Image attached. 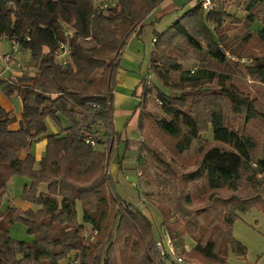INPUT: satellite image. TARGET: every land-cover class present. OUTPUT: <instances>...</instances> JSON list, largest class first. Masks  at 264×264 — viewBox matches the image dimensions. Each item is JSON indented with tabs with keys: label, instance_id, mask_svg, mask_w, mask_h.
<instances>
[{
	"label": "trees",
	"instance_id": "1",
	"mask_svg": "<svg viewBox=\"0 0 264 264\" xmlns=\"http://www.w3.org/2000/svg\"><path fill=\"white\" fill-rule=\"evenodd\" d=\"M163 1L0 0V44L15 38L28 57L20 78L0 80L2 93L23 104L15 130L12 113L0 106V264H174L161 261L151 222L108 188V157L100 148L114 135L111 92L122 51ZM212 5L210 12L196 5L165 31L154 32L148 74L167 93L146 88L143 80L138 129L149 120L172 158L212 134L214 146L183 178L204 180L213 219L206 225L174 221L166 234L191 237L195 245L187 257L198 264H229V251L238 258L246 254L232 236L234 223L250 209L264 213V112L222 71L234 69L226 54L247 58L246 75L264 83V55L251 53L252 44L257 53L264 49V0H212ZM228 6L245 12L242 21ZM255 24L261 30L253 31ZM60 43L71 50L66 68L53 57ZM185 49L202 56L201 66L174 79ZM147 100H156L159 111L148 109ZM50 122L57 134L49 133ZM88 137L94 147L86 144ZM40 141L46 146L37 165L32 148ZM13 177L29 180L20 196L32 206L27 211L2 209ZM242 187L254 193L243 198L215 193ZM14 224L23 225L32 241L12 239ZM116 242L118 257L111 255Z\"/></svg>",
	"mask_w": 264,
	"mask_h": 264
},
{
	"label": "rangeland",
	"instance_id": "2",
	"mask_svg": "<svg viewBox=\"0 0 264 264\" xmlns=\"http://www.w3.org/2000/svg\"><path fill=\"white\" fill-rule=\"evenodd\" d=\"M171 1L179 6L178 10L163 15L160 19H155L154 16L147 19L144 22L139 39L135 42V44L140 46L141 49L144 47V53L141 57L143 58L144 55L145 61H141V57H138V64L136 67L138 74L140 72V79H145L147 76L144 67L146 61L149 63L150 60L154 32L161 33L165 31L177 19L193 9L198 2V0ZM227 12L230 15H233L238 21H242L245 15L243 10L236 9L232 6H228ZM233 28L234 30L229 31L230 35H232L239 26L235 25ZM252 30L259 31L261 30V26L255 24L252 26ZM253 45L254 44L251 45L252 54L264 55V49L262 54L257 53L253 50ZM6 49L7 44L4 42L1 43V54H3ZM129 52L132 51L129 50ZM129 52H127L128 55L130 54ZM238 53L242 54L244 52L238 49ZM229 57L238 60H248L247 58H237L235 55H230ZM201 59V55L185 49L180 56L181 71L173 74L172 77L178 79L180 73L196 71L201 66ZM228 61L233 65L234 69L222 72L232 78L233 84L238 91L250 100H254L257 106L264 112V83H255L250 80L244 71V67L247 65H243L240 62L234 64L229 58ZM140 62H143L141 71ZM209 69L218 72L213 67H209ZM148 75L151 76L153 82L149 88L150 90H153L152 88L156 86L163 92H166L161 88L159 83L154 80L152 74ZM9 78L11 79L10 76ZM15 79L17 80L18 76ZM10 99L11 105L15 109L12 114L16 116L17 112L20 114L21 100L16 96H12ZM147 108L151 111L157 112L159 111L160 106L156 100L155 102L147 100ZM47 127L51 130L53 124L50 122ZM96 132H98L97 134L99 135L101 130H96ZM155 136L156 130L154 129V126H152L150 121L146 119L143 129L140 131L139 146L141 145V151L139 153L140 160L139 162L137 161V170L135 161L131 160L133 155H137V152L133 149L126 150L124 146H122L118 151V155L119 158H122L124 154H127L125 157L128 159H124L122 166V168L126 170L125 174L121 171L118 172L117 177L119 181L117 183L113 182V179L109 174L111 172L110 166L117 157L114 158L112 155L110 160L107 158L104 177L106 181L108 180V182H111L107 185L109 189H114V191L122 197L125 202L130 203L151 222L154 239L159 241L162 239L163 234L166 233V228L174 221H179L181 223L189 221L196 222L200 225H206L213 219V212L212 210H208L207 205V200L211 192L207 191L204 180L188 183L184 180L183 176L197 169L198 162L203 152H205L210 146H214V143L211 142L212 134H205L202 136L201 141L193 142L189 150L182 155H179L177 158H172L171 153L164 148L160 138ZM112 144V141L106 144V156L109 155ZM32 151L34 154H37L36 151ZM158 157L165 163L160 162ZM136 171H139L141 174L139 178L136 175ZM28 184L29 180L27 178H11L7 184L8 192L3 200L2 209L7 208L9 205L15 206V203L20 201L24 185ZM43 190L44 188L42 191ZM215 193L221 197L236 196L243 198L251 196L254 191L249 187H242L236 192L222 190ZM190 212L193 214H190ZM78 220H81L80 209ZM231 232L233 238L245 248L246 254L245 257L238 258L229 251L227 257V262L229 264H264V213L253 208L246 213L241 214L239 219L234 223ZM10 236L16 241L27 243L32 241V238L27 235L26 228L21 224H14L11 226ZM171 241L174 244L179 257L184 262L187 264H198L195 259H189L187 257L190 249L195 245L191 237L180 236V233L176 232ZM119 248L120 244L116 242L111 255L118 257ZM154 263H156V261ZM167 263H172V261Z\"/></svg>",
	"mask_w": 264,
	"mask_h": 264
},
{
	"label": "crops",
	"instance_id": "3",
	"mask_svg": "<svg viewBox=\"0 0 264 264\" xmlns=\"http://www.w3.org/2000/svg\"><path fill=\"white\" fill-rule=\"evenodd\" d=\"M179 6L173 3L171 0H164L159 4V6L154 9L150 15L146 17V20L155 17V19L162 18L163 15L172 13L173 11L178 10ZM140 35L138 36L136 32L132 33L130 35V38L125 46V48L122 51V58L120 62V68L117 72L114 86L111 92V116H112V130H113V137L111 145V149L109 151V155L107 156L110 160L112 155L117 157L110 166V176L113 179V182H118L117 174L118 172H122L125 174V169L122 168L124 159H128L125 156L127 154H124L122 158H119L118 151L119 149L124 146L126 150L133 149L137 152V155H133V158L131 160L135 161V166L137 170V161L139 162V151L138 147L139 144H136V146L132 148H126L125 143L127 142H134L139 143L140 141V131L138 129V116H139V110L138 105L140 103L139 96L142 92V82L144 78H139L140 72L136 71V67L138 64V57H141V55L144 53V47L141 49L140 46L135 44L137 40L139 39ZM3 43V42H2ZM6 43V42H4ZM7 44V43H6ZM8 48V44H7ZM131 50L132 52H129ZM151 50H152V44H151ZM7 49L5 50V52ZM3 52V54L5 53ZM127 52L130 54L128 55ZM25 60H28L27 55H24ZM141 57V61L144 60ZM150 59V58H149ZM143 62H140V71L143 66ZM148 66L149 63L146 61V65L144 67V70H146V73L148 75ZM5 76H11L9 73H6ZM17 77V76H15ZM146 78V77H145ZM12 97V96H11ZM10 96H5L2 93L1 87H0V106L7 112H13L15 111L14 107L11 105V98ZM23 110V104L21 103V109L20 114L17 112L16 116H13L15 119V122L11 126L12 130L17 129L18 122L20 120V115ZM19 114V115H18ZM50 134H57L58 131L56 128L52 127L51 130H49ZM45 141H40L37 143L32 150L36 151L37 154L33 155L36 159L37 165L38 162L42 159V157L45 154ZM101 149L106 148V144H103L100 146ZM139 171H136V175L138 176ZM16 208L21 209L22 211H27L32 208V206L28 203H23L21 201L16 202L15 206Z\"/></svg>",
	"mask_w": 264,
	"mask_h": 264
},
{
	"label": "built area",
	"instance_id": "4",
	"mask_svg": "<svg viewBox=\"0 0 264 264\" xmlns=\"http://www.w3.org/2000/svg\"><path fill=\"white\" fill-rule=\"evenodd\" d=\"M196 5L201 7L205 12H210L213 7L212 0H198ZM106 6L107 5H104L103 7L106 8ZM66 34L70 35V33L68 32ZM26 40L29 41L28 38H26ZM2 42H6L8 44V48L0 58V80H7L5 78L6 73H9L12 79L17 78L15 76H18V78H20L23 74L22 71L25 65V53L22 49V46L20 42L15 38H4ZM70 56L71 50L67 43H60L58 48L53 52L55 62L62 68H66L68 66L70 62ZM226 56L234 64L240 62L243 65H249L251 63L249 60L245 61L244 59L238 60L230 58L228 54H226ZM144 81L145 87L149 88L152 84L151 76L147 75ZM86 144L94 147L95 141L92 137H88L86 139ZM140 175L141 174L138 173V176ZM155 247L162 262L167 263L169 261H172L174 264H187L179 257L174 244L166 233L163 234L162 239L156 241Z\"/></svg>",
	"mask_w": 264,
	"mask_h": 264
}]
</instances>
